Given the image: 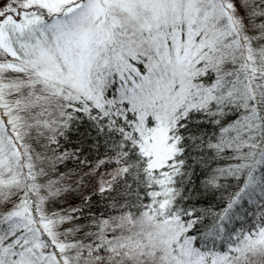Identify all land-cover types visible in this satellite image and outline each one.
I'll return each mask as SVG.
<instances>
[{"label": "snow or ice", "instance_id": "obj_1", "mask_svg": "<svg viewBox=\"0 0 264 264\" xmlns=\"http://www.w3.org/2000/svg\"><path fill=\"white\" fill-rule=\"evenodd\" d=\"M0 264H264V0H0Z\"/></svg>", "mask_w": 264, "mask_h": 264}]
</instances>
